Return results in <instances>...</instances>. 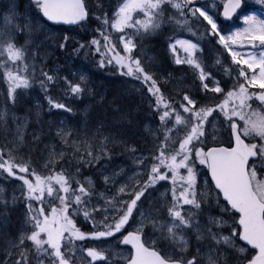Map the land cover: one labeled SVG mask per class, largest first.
<instances>
[{
	"label": "snow or ice",
	"instance_id": "6c2138e0",
	"mask_svg": "<svg viewBox=\"0 0 264 264\" xmlns=\"http://www.w3.org/2000/svg\"><path fill=\"white\" fill-rule=\"evenodd\" d=\"M259 4L262 11L257 14L244 9L243 0H223L217 15L213 9L218 6L207 0H118L109 16L90 12L86 0H35L39 12L50 21L83 25L95 16L96 34L89 41L77 42L72 51L84 52L86 57L95 53L94 63L101 70L111 67L120 73L119 79L140 82L150 107L159 114L160 125L149 149L124 141L138 170L132 183L123 167L111 164L107 145L112 133L105 136L108 125L104 120L95 121L86 146L72 141V158L65 159V153L53 146L41 163L33 159L31 145L38 144L42 134L26 141L17 124L12 138L0 141V176L18 177L27 200L26 217L23 230L5 240L0 264H101L98 258L106 264H264V0ZM169 5L173 16L167 15ZM0 14L4 16L0 76L14 105L17 89L33 83L35 61L42 55L39 44L33 41L29 46L27 39L21 44L19 37L44 29L20 13L15 0H9ZM220 16L238 17L243 27L226 29ZM189 19L197 23L199 41L173 30L166 42L173 55L177 46L183 49L186 63L198 72L197 88L181 90L177 98L166 101L161 82L166 86L168 81L152 70L154 63L142 62L138 41L165 23L187 26ZM110 29L118 30L116 42ZM71 40L65 34L57 46L64 49ZM208 41L222 46L225 56L230 54L229 78L235 73L231 86L194 55ZM174 58L177 64L185 62ZM42 64L40 87L45 92L60 85L65 97L98 95L91 87L92 70L87 65L61 76L59 66L45 70ZM216 94L223 97L218 103L204 102ZM252 97L259 101L258 108L249 104ZM47 99L52 108L73 111L58 98L49 95ZM112 111L120 113L118 107ZM81 126L90 130L87 114ZM57 135L65 143L71 139L63 127ZM85 171L93 172L95 183ZM117 180L125 182L118 185ZM169 182L170 198L165 188L159 199H148ZM193 235L197 246L189 253ZM113 241L120 246L119 261L113 259ZM123 248H128L126 255Z\"/></svg>",
	"mask_w": 264,
	"mask_h": 264
},
{
	"label": "rangeland",
	"instance_id": "374dc122",
	"mask_svg": "<svg viewBox=\"0 0 264 264\" xmlns=\"http://www.w3.org/2000/svg\"><path fill=\"white\" fill-rule=\"evenodd\" d=\"M102 1L103 0H86V3L90 9V12L108 13L107 10H101L102 6L100 4H102ZM8 2H9V0H0V13H3V10L7 8ZM207 2L209 5H212L213 3H215L218 6L217 8L213 9V12H215L217 15H219V12L221 11L222 6H223V0H207ZM15 3L18 5V11L20 13H23V14L31 17V18H34L35 24L42 26L44 29L41 32L39 30V28H37L32 33L31 36H29L27 34H22L21 40H19V43L23 44L24 41L27 39L29 41V46L32 45L33 41H35L36 44L40 45L39 52L42 55L40 56L39 59H37L35 61V76H36L38 74V72L39 73L41 72L42 60H48L47 59L48 57L46 56V52H45V56L43 55V49H44L45 45L48 42L55 40L56 38L60 39V38L64 37L65 34L66 35H78L80 33L81 29H79V28L77 30L68 29V28L61 29V27H59V26H54V25L46 22L44 20V18L42 17L41 13L39 12L37 6L35 5V0H15ZM27 5H28V7H27ZM112 6L113 5H111V9H112ZM244 9H246L247 11H255L257 14H260L262 11L260 4H259V0H245ZM28 11L30 12V14H27ZM167 15H169V16L175 15L174 10L171 8V5H169V7H168ZM201 21H202V18H201ZM219 21L223 24V27L226 29L229 27H231V28L243 27V22L240 21L238 17L233 19L232 22H228V23H224V21L221 18H219ZM202 23L206 24L207 22L202 21ZM3 26H4V16L2 14H0V27H3ZM165 26H168L171 28V30H172L171 35L173 34V30H175L176 32H183L185 39H193L194 37H196L194 42H198L200 39L198 37V34H197V23L193 19L188 20L187 26H176L174 24L165 23V24L161 25V27L156 29L155 31H158ZM88 28L90 29V32H89L88 37L86 38V41H89L91 39V37L93 35H95V34H92L90 27H86V26L83 27V29H85V30H87ZM189 28L192 29L191 32L188 31ZM112 30H113L112 36H113V39L115 40V37L117 35L118 30H114V29H112ZM155 31L149 32L148 34L154 33ZM71 37L74 39L76 38L75 36H71ZM204 39L207 40V37H204ZM120 46L122 47V45H120ZM220 47H222V46H220ZM220 47H218L216 45V42L208 41L206 44H202L201 49L197 50V52L194 53V55L197 56L198 60H203L204 62H206L210 66L211 69H214L215 72H218L219 71L218 66L220 65L222 60H230V54L225 56L223 54V52L220 53V50H221ZM67 48L68 47L64 48V50H67ZM75 48L76 47H74L73 49H75ZM201 50L203 52L202 56L199 55V52ZM63 53H64V55H63L62 60H64V59L65 60H64L63 65L61 66V67H63V70L60 71L61 76L67 75L69 72H74L78 66L87 65V60H95V58L98 59L95 56V53H93L87 57L85 56L84 52L75 53V52L71 51L70 53H68V52L64 51ZM170 55H171V59L174 61L176 66H182V67H185L189 70L190 73H188L186 76L183 77L184 81H186V78L189 79V78L194 77V76H196L198 78V72L194 69L193 66L188 65L186 63L187 56H186L185 52L183 51V49H181V48H179V46H177V52L174 55L170 52ZM174 56L181 57L182 60H184L185 62L182 64H177L175 62ZM29 59H31V58H29ZM42 66L45 70H48L47 65L45 66L44 64H42ZM30 67H31V65H30ZM61 67L59 66V68H61ZM205 70L207 71L209 69L206 68ZM221 72H223V73L226 72L228 75L229 71L225 70L224 68H221ZM93 75H94V73L92 72L91 77ZM234 77H235V73H234ZM69 78H71V76ZM233 80H234V78H233ZM233 80L231 81L232 83H233ZM195 82L196 81L191 80L187 89H191L192 91L195 90V87H194ZM31 87H33V88L37 87L35 85V80L33 81V83L30 84V86L27 89L23 90L22 94L27 93V90ZM91 87L96 88L94 86V83H93V78H92ZM98 88L104 89L100 86H98ZM256 88H259V86H256ZM58 89H60V85H58ZM0 90H2L1 93L6 94V99H7V83L2 78V76H0ZM218 96H219V94L209 95L205 99L204 102L210 103L212 100L218 99ZM73 99L74 98H72L71 96L64 97V100L68 101L67 104L73 108V115L76 116L75 119L79 118L83 121V119L85 117V109L89 110V107H88V105H86L84 108L83 107L77 108L76 106H74L72 104L71 100H73ZM6 101L7 100H5V103H6ZM18 101H19V99H18ZM142 102L144 103V101H142ZM5 103L1 107V108H3L4 111L6 109L12 108V106H8L7 103L5 105ZM252 107L258 108L259 105L253 104ZM152 111H153V109H152ZM261 111H264V110L261 109ZM68 113L69 112H67L65 109H55V108H52L50 106V108H49L50 122L46 126L52 127L54 125V122H55L54 128L58 129L59 128L58 121L53 115L58 116V115L65 114L67 116ZM153 113H154V111H153ZM155 114H157V113H155ZM75 119H73V120H75ZM69 121H70V119H69ZM149 127H151V126H149ZM82 130H83L82 133H84L85 129H82ZM154 133L156 134V131ZM47 135H48V133L46 132V136ZM139 140H140V143H143L145 138L141 137ZM147 145L148 146L151 145V142L149 140H147L144 143V146H147ZM123 146H124L123 143L116 142V143L112 144V146H110V147L114 148V149H118L119 147H123ZM133 164H134V162H133ZM130 174H131V172L129 174L125 173L126 176L130 175ZM134 174H136V173L134 172ZM134 174H133V176H134ZM86 176H91L93 179V182L95 183L96 177L93 175L92 171L90 174H88ZM133 176L129 177L130 181L133 180L132 183L135 182V179H133ZM136 178H139V177H136ZM20 185H21V182L19 181L18 178H16V180H12V179H7L6 177H3V178L0 177V250L3 249L4 242L6 239H9V238L17 235L18 231L23 230L21 226H22L23 222L25 221V217H26L27 200L25 199V197L21 193ZM96 187L99 189L98 185H96ZM165 188H169L168 196L170 198V182H169L168 184L162 185V187L160 189L153 191L149 195L148 199L154 200V201L156 199H159L161 194L164 193ZM14 196H15V199H13ZM5 202H6V206H5ZM145 208L147 209V201H146ZM83 219H84L83 216H81V220H83ZM87 230H90V225H89V228ZM194 245H195V236L193 235L191 242H190V247L188 249L189 253H191V252H193V250H195ZM88 246H93V245L84 244V247H88ZM96 246L100 247L99 245H96ZM111 246H112L113 253H114L113 259L118 260V258H122L121 254L119 253L120 247L118 245H116L114 241L111 242ZM123 254H125V255L127 254L124 251V248H123ZM0 255H2V252H0ZM101 264H105V263H101Z\"/></svg>",
	"mask_w": 264,
	"mask_h": 264
},
{
	"label": "bare ground",
	"instance_id": "6f19581e",
	"mask_svg": "<svg viewBox=\"0 0 264 264\" xmlns=\"http://www.w3.org/2000/svg\"><path fill=\"white\" fill-rule=\"evenodd\" d=\"M111 3L112 2L110 0H103L102 4H100L102 6L101 10H110ZM27 14H30V12L28 11ZM73 47H76V45H73ZM60 69L63 70V67ZM94 86L96 88H93V90L98 94L97 96L89 94L87 96H78L71 100L72 104L77 108H84L86 105L90 106L89 114V110L85 111V115H88L90 130H85V133L81 132L80 134H85V136H79L75 139V141H80L81 144H85L86 146V143L89 141V136L91 137L92 131L95 130L94 123L98 119L104 120L108 125L105 136H107L108 133H116L115 136H112V140L109 141L107 147L112 146V144L116 142L124 143V141H127V145H136L140 142L139 139L141 137L145 138L146 136H149L150 133H154L156 128L160 125L158 121L151 118L149 111L144 106L142 102L144 96H137L129 91L113 90L103 84ZM98 86L104 89H99ZM49 95L60 99L62 98L63 93H61L60 90H53L48 92L37 91L35 93L18 94L14 105L12 102V108L4 111L1 107L5 103L6 94L1 93L0 90V109L3 110L4 113V116L0 117V136L5 133L3 135L5 139L12 138L13 134H11L5 127L9 124H13L14 127H16L17 124L21 125L26 141H32L33 136L37 134L46 136L47 131L49 137L53 139V143H48L47 147L52 150V147L55 146L56 152L66 153V148L63 142L58 139L57 129L54 128L55 122L52 128H50L51 126H46L50 122V104L47 99ZM100 97L104 98L102 102ZM116 107L120 109V113H114L112 111V109ZM53 116L57 119L59 128H64V125L70 124L69 119L65 114ZM60 121H63L64 125L60 124ZM153 121H155V123H153ZM71 122L72 125L79 128V130L84 129L81 126L83 124L81 119L77 118L75 120H71ZM90 142L91 141L88 143ZM69 145L70 152L73 157L74 145ZM31 147L35 149L32 154H35L39 151V149H41L42 143L31 145ZM124 147H126L125 143ZM75 148L77 151H82L80 145H76ZM25 151H27V149H25ZM99 190L102 191L103 188H100L99 186ZM196 246L197 245H195V247Z\"/></svg>",
	"mask_w": 264,
	"mask_h": 264
},
{
	"label": "flooded vegetation",
	"instance_id": "af4514ba",
	"mask_svg": "<svg viewBox=\"0 0 264 264\" xmlns=\"http://www.w3.org/2000/svg\"><path fill=\"white\" fill-rule=\"evenodd\" d=\"M19 40H21V38L19 39ZM43 54H44V51H43ZM42 62H43V60H42ZM142 62L143 63H146V64H148V63H154L153 62V60H142ZM155 64V63H154ZM154 72H155V67H153V69H152ZM41 79H43V77L41 76V74L38 72V74L35 76V85L37 86L36 88H33V87H31V88H29L28 90H27V93H35V92H37V91H40V92H44V90L40 87V80ZM55 90H60V89H55ZM2 91V90H1ZM50 91H53V90H50ZM22 92H23V90H21V89H17V93L18 94H22ZM64 95H62V98H60V99H58V102H64V103H68V101H66V100H64ZM7 101H6V103H7V105L8 106H12V101H10L9 99H8V97H7V99H6ZM45 102V101H44ZM43 102V103H44ZM6 103H5V105H6ZM68 105V104H67ZM74 107V106H73ZM88 107H89V111H88V114H89V112H90V106L88 105ZM0 112H3V110H1L0 109ZM68 118L70 119V121H69V123L70 124H66V125H68V126H70L71 127V129H72V131H69V127H64V131L66 132V133H68L69 135H70V137H71V139L67 142V143H65L63 140H61L60 139V137H59V135H57L58 136V139L60 140V141H62L63 142V144H64V146H65V148H66V153H65V159H70V158H72V155H71V152H70V145L69 144H71V145H73L72 144V141L73 140H75L77 137H79V136H85V134H80V135H77L76 134V132L77 131H79V133H81L83 130H79V128H76L75 126H73L72 125V122H71V120H73V119H75V117L76 116H74L73 115V111L72 112H69L68 113ZM6 127V129L11 133V134H15L16 133V127H14L13 126V124H9V125H7V126H5ZM50 128H52V127H50ZM47 132V131H46ZM105 132H107V129L105 128ZM48 133V132H47ZM85 133V132H84ZM5 134V133H4ZM3 134V135H4ZM114 134V133H113ZM112 134V135H113ZM3 135L2 136H0V141H3V139H5L4 137H3ZM90 137V136H89ZM89 141H90V139H89ZM88 141V142H89ZM87 142V143H88ZM39 143H42V147H41V149H39V151H37L35 154H32V157H33V159H35V160H37V162L38 163H41L42 162V160H46L47 158H48V152L51 150L50 148H48V147H46L47 146V144L48 143H53V139H51L50 137H49V135H47V136H42V139H40V141H39ZM108 148V147H107ZM119 150V152L117 153V154H114L113 156H111V164L112 165H116V166H120V167H123L124 168V170H125V173H130L131 172V176L134 174V172L135 173H137V168L134 166V164H133V162H134V157L133 156H131V154L128 152L127 154H124L123 153V149L122 148H119L118 149ZM151 162H149V164H150ZM48 167L51 169V168H53V165H51V164H49L48 165ZM64 167H67V165H64ZM76 167H79V165H76ZM113 170H116V169H113ZM91 173V171H85L84 172V175L86 176V175H88V174H90ZM124 173V174H125ZM41 175H48V172L47 171H41ZM0 177H11V176H0ZM123 182H125V181H123ZM124 251L127 253L128 252V248H125L124 249ZM194 251V250H193ZM121 258H118V260H116V261H119ZM98 261H100L101 263H105L106 264V262L104 261V258H98Z\"/></svg>",
	"mask_w": 264,
	"mask_h": 264
},
{
	"label": "trees",
	"instance_id": "16d2710c",
	"mask_svg": "<svg viewBox=\"0 0 264 264\" xmlns=\"http://www.w3.org/2000/svg\"><path fill=\"white\" fill-rule=\"evenodd\" d=\"M89 23H94V26L99 27V25L96 22L95 16H92L88 20L87 24H89ZM83 35H86V33ZM161 35H163V33ZM84 40H85V38L79 39V41H84ZM113 42H116V41H114V39H113ZM101 50L103 51V49H101ZM157 55H158V53H157ZM158 57H159V55H158ZM94 61L95 60L89 62L91 70L94 73V75L92 77L94 85H98L100 83L103 85H107L110 89H113V90H121V91H129V92H131L130 89L135 88V80L134 79L125 78L124 80H121V79H119V76H120L119 72L115 71L111 67H107V68H104L103 70H101L99 67L96 66ZM190 82L191 81H188V80L184 81L183 78H181V77L177 78L176 76H171V85H169V86H168V84H169L168 82H167L166 86L164 85L163 82H161L163 99L166 101H171L172 99L177 98L176 97L177 92H180L182 94L181 90H188L187 87H188ZM125 85H127V86H125ZM195 85H196V82L194 83V87L197 88ZM147 98L149 99V96H147ZM151 99L153 102H155L154 97H152ZM161 108L163 109V103L161 104ZM148 111L151 115V118H153L156 121H159L158 120V115H159L158 113L155 114V113H153L152 110H148ZM113 133L114 132H112V134ZM114 135H116V133H114ZM30 179H32V178H30Z\"/></svg>",
	"mask_w": 264,
	"mask_h": 264
},
{
	"label": "water",
	"instance_id": "95a60500",
	"mask_svg": "<svg viewBox=\"0 0 264 264\" xmlns=\"http://www.w3.org/2000/svg\"><path fill=\"white\" fill-rule=\"evenodd\" d=\"M225 19H231V18H225ZM48 21L51 22V23L57 24V25H66V26H76V25H78V24H69V23H65V22H56V21H50V20H48Z\"/></svg>",
	"mask_w": 264,
	"mask_h": 264
}]
</instances>
